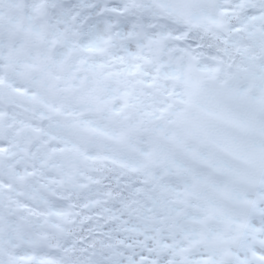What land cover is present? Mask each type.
Returning <instances> with one entry per match:
<instances>
[{
    "label": "snow or ice",
    "instance_id": "1",
    "mask_svg": "<svg viewBox=\"0 0 264 264\" xmlns=\"http://www.w3.org/2000/svg\"><path fill=\"white\" fill-rule=\"evenodd\" d=\"M0 264H264V0H0Z\"/></svg>",
    "mask_w": 264,
    "mask_h": 264
}]
</instances>
